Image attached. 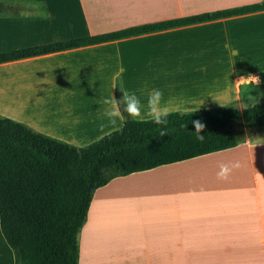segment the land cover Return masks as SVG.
Segmentation results:
<instances>
[{"label": "crops", "instance_id": "crops-1", "mask_svg": "<svg viewBox=\"0 0 264 264\" xmlns=\"http://www.w3.org/2000/svg\"><path fill=\"white\" fill-rule=\"evenodd\" d=\"M0 54L264 0H6ZM259 77L260 83L246 79ZM161 89L173 112L264 99V10L0 64V117L76 148L123 128L102 99ZM104 123L105 127L100 125ZM94 191L78 264H264V131ZM238 161L226 180L219 165ZM0 264L14 256L0 231Z\"/></svg>", "mask_w": 264, "mask_h": 264}, {"label": "trees", "instance_id": "trees-1", "mask_svg": "<svg viewBox=\"0 0 264 264\" xmlns=\"http://www.w3.org/2000/svg\"><path fill=\"white\" fill-rule=\"evenodd\" d=\"M0 0V14L8 9ZM264 10V3L202 13L80 40L0 54V64ZM122 98L121 91L117 92ZM206 125L200 142L192 121ZM169 134L125 120L123 128L76 148L0 117V231L14 264H78V235L96 189L117 177L227 150L264 131V99L249 108L172 112ZM187 123L180 129L179 124Z\"/></svg>", "mask_w": 264, "mask_h": 264}, {"label": "clouds", "instance_id": "clouds-1", "mask_svg": "<svg viewBox=\"0 0 264 264\" xmlns=\"http://www.w3.org/2000/svg\"><path fill=\"white\" fill-rule=\"evenodd\" d=\"M254 82L256 85L260 83L259 77L249 76L246 79ZM122 98L117 99L111 94L107 98L102 99L101 103L104 105V116L110 126H118L121 122L131 119L136 122L150 121L157 127L153 129L154 133H158L160 137L167 136L169 131V117L173 112L170 107V101L165 100L164 93L161 89L153 88L148 92L146 103L142 102L141 98L135 92L122 91ZM259 103V100H257ZM187 123L182 122L179 124L180 129H186ZM192 126L195 129L194 135L200 142H204L206 135H201L204 132L206 125L201 121H192ZM101 128L105 124L100 125ZM238 161L231 163H221L217 178L226 180L233 169L239 168Z\"/></svg>", "mask_w": 264, "mask_h": 264}]
</instances>
